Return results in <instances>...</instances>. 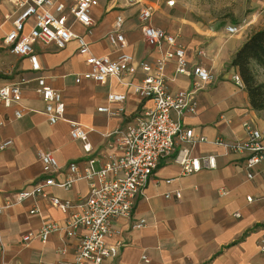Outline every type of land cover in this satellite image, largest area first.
Returning a JSON list of instances; mask_svg holds the SVG:
<instances>
[{"label":"crops","instance_id":"1","mask_svg":"<svg viewBox=\"0 0 264 264\" xmlns=\"http://www.w3.org/2000/svg\"><path fill=\"white\" fill-rule=\"evenodd\" d=\"M113 1L108 4L98 1L101 7L91 13L94 20L91 34L72 16L67 22L75 33L87 39L94 55L115 59L120 52H125L136 62L155 63L167 45L164 42L147 44L138 17L141 7L153 5L145 0H122L124 7L120 9ZM153 9L151 25L175 36L176 44L184 49L188 67L200 64L213 75L196 94V112L185 115L183 123L195 135L208 139L195 143L191 154L215 155L216 167L183 174L180 166L172 161L174 153L161 160L143 193L137 196L131 215L112 219L111 226L116 233L107 243L115 245L119 252L106 258L104 264H264V252L259 246L264 228V161L255 167L253 177L248 178L240 155L225 154L223 147L209 142L217 138L227 142L244 139L246 122L259 129L264 140V109L251 107L244 85L232 79L236 68L229 65L235 51L248 37L247 25L234 33L226 29L234 23L204 26L185 21L169 26L165 13L154 14L156 7ZM17 10L14 0H0V86L24 80L19 103L10 107L0 105V142L12 140L11 145L0 151V264H59L73 257L76 237L67 238L59 231L49 235L45 242L40 239L25 242L22 236L39 229L45 218L63 223L65 215L48 197H30L7 207L6 201L15 192L30 189L42 177L38 151H48L57 160L60 169L56 179L65 178V168L70 162H76L77 171L83 174L89 157L94 158L93 167L97 169L108 156L121 155L112 132L136 113L149 108L151 102L138 97L130 86L118 83L114 77H107L104 83L75 82L74 75L88 66L74 40L61 49L54 43H35L33 52L40 69L33 71L26 56L11 53L3 42L13 28ZM117 15L124 20L121 28L126 40L124 48L111 44L106 37ZM31 24L28 20L24 32ZM252 68L255 72L260 67L253 63ZM165 76L171 92L191 85L188 76L175 72L174 60L166 61ZM37 77H44L47 84L60 92L64 119L53 124L48 122L44 102L36 92ZM140 77L138 74L125 79L136 82ZM110 91L126 95L121 116H108L97 110L100 105L116 106L107 101ZM15 109L22 110L21 117L14 116ZM68 120L89 129L90 153L84 152L80 140L70 137ZM89 182L80 179L68 189L52 186L46 192L48 196L74 200L87 193ZM176 191L180 197L175 196ZM167 193L169 197L165 196ZM247 196L251 199L247 200ZM34 204L39 213L30 214ZM141 218L145 224L133 227Z\"/></svg>","mask_w":264,"mask_h":264},{"label":"built area","instance_id":"2","mask_svg":"<svg viewBox=\"0 0 264 264\" xmlns=\"http://www.w3.org/2000/svg\"><path fill=\"white\" fill-rule=\"evenodd\" d=\"M14 4L18 8L17 15L13 20V28L6 33L3 42L11 53L26 56L33 71L40 69L37 56L33 52L35 43H54L57 48H63L74 40L78 53L85 58L88 66L87 70L74 75L75 82L92 80L104 83L107 77H114L118 83L130 86L138 97L151 102L149 108L136 113L130 121L112 132L122 150L121 155L108 156L97 169L93 167L94 158L89 157L83 174L77 171L76 162H70L65 168V178L56 179L55 174L60 169L57 160L48 151H38L42 177L30 189L15 192L5 203L7 207L30 197H48L51 204L65 215L63 223L45 218L41 221L39 229L23 234V241L40 239L45 242L52 233L63 231L67 238L76 237L78 242L73 257L60 261L59 264H104L106 258L114 257L119 252L115 245L107 243V239L116 233L111 226L112 219L131 215L137 196L143 193L161 160L174 153L172 161L180 166L183 174L216 167L215 155L191 154L195 143L206 142L208 139L203 135H195L193 129L183 123L185 115L196 112V94L213 75L200 64L188 67L184 49L176 44L175 36L151 25L150 19L154 10L151 5L139 9L141 34L149 45H160L162 42L167 45L162 56L153 64L148 61L136 62L131 54L125 52H120L115 59L108 55H94L87 39L72 30L67 22L69 16L86 27L88 34L92 33L94 20L91 10L98 4V0H14ZM28 20H31L32 24L28 31L24 32ZM123 21V17L117 15L113 29L106 35L109 42L119 48L126 46L121 31ZM226 29L234 33L239 31L241 26L230 24ZM168 60L175 61L176 73L190 78L189 88L175 92L168 90L165 76ZM138 74H141L139 81L131 82L125 79ZM232 79L236 84L243 85L238 73H234ZM23 82L21 78L14 83L1 85L0 105L10 107L13 103L18 104ZM36 92L44 102V113L50 124L64 119V103L60 92L47 84L44 77L36 78ZM125 100L124 93L110 91L107 101L115 103L116 106L100 105L97 110L108 116H121L124 114ZM21 115V109L14 110L15 117L19 118ZM68 122L70 137L80 140L84 152L90 153L92 146L88 140L89 129L76 121ZM244 127V139L227 142L217 138L209 142L223 147L225 154L240 155L247 177L251 178L255 167L264 161V140L261 131L250 123H244ZM11 144V139L0 142V151ZM80 179L90 180L89 189L86 194L78 195L74 200L47 195L48 187L68 189ZM165 196L169 197L170 194ZM175 196L180 197V192L176 191ZM246 198L251 199L250 196ZM1 210L0 206V212ZM29 213H39L38 206L34 204ZM235 215L238 216L239 213ZM144 224L145 220L141 218L133 223V227H142ZM259 246L264 252V228Z\"/></svg>","mask_w":264,"mask_h":264},{"label":"rangeland","instance_id":"3","mask_svg":"<svg viewBox=\"0 0 264 264\" xmlns=\"http://www.w3.org/2000/svg\"><path fill=\"white\" fill-rule=\"evenodd\" d=\"M108 4L111 0H98ZM156 7V13L164 12L166 24L174 26L185 21L212 26L213 24L234 23L240 26L247 25L245 33L251 34L264 24V0H145ZM120 9L124 6L122 0L113 1ZM172 3V4H168ZM101 4L94 6L99 9ZM57 48V47H56ZM61 49V48H57ZM258 81L264 82V69L255 71ZM68 107L65 105V114Z\"/></svg>","mask_w":264,"mask_h":264},{"label":"trees","instance_id":"4","mask_svg":"<svg viewBox=\"0 0 264 264\" xmlns=\"http://www.w3.org/2000/svg\"><path fill=\"white\" fill-rule=\"evenodd\" d=\"M264 69V24L248 35L233 54L229 65L236 68L252 108L264 109V82L257 80L252 64Z\"/></svg>","mask_w":264,"mask_h":264}]
</instances>
